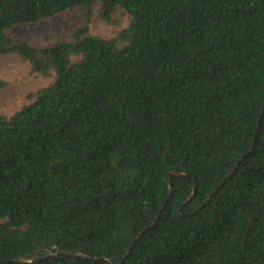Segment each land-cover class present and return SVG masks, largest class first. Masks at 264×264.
Returning <instances> with one entry per match:
<instances>
[{
  "label": "trees",
  "instance_id": "trees-1",
  "mask_svg": "<svg viewBox=\"0 0 264 264\" xmlns=\"http://www.w3.org/2000/svg\"><path fill=\"white\" fill-rule=\"evenodd\" d=\"M98 1L112 39L8 35ZM9 53L56 76L0 116V264H264V0H0Z\"/></svg>",
  "mask_w": 264,
  "mask_h": 264
},
{
  "label": "rangeland",
  "instance_id": "rangeland-1",
  "mask_svg": "<svg viewBox=\"0 0 264 264\" xmlns=\"http://www.w3.org/2000/svg\"><path fill=\"white\" fill-rule=\"evenodd\" d=\"M101 1L91 10L75 8L45 18L37 24L19 25L8 31L16 42H27L35 48H50L61 41H72L75 31L88 26L90 35L112 39L130 23L129 15L122 9L114 15L112 23L100 19ZM56 74L45 77L32 71V64L19 54H0V80L6 86L0 91V116L11 117L32 103L39 92L54 81ZM0 222H4L0 219Z\"/></svg>",
  "mask_w": 264,
  "mask_h": 264
},
{
  "label": "water",
  "instance_id": "water-1",
  "mask_svg": "<svg viewBox=\"0 0 264 264\" xmlns=\"http://www.w3.org/2000/svg\"><path fill=\"white\" fill-rule=\"evenodd\" d=\"M263 114H264V109H263V111H262V115H261V119H262V117H263ZM259 125H260V122H259ZM222 186V184L212 193V195L209 197V199L207 200V201H209L211 198H212V196H214L217 192H218V190H219V188Z\"/></svg>",
  "mask_w": 264,
  "mask_h": 264
}]
</instances>
